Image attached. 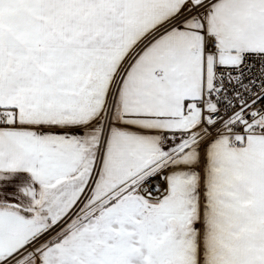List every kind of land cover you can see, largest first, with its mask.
<instances>
[{
  "label": "snow or ice",
  "instance_id": "6c2138e0",
  "mask_svg": "<svg viewBox=\"0 0 264 264\" xmlns=\"http://www.w3.org/2000/svg\"><path fill=\"white\" fill-rule=\"evenodd\" d=\"M0 264H264V0H0Z\"/></svg>",
  "mask_w": 264,
  "mask_h": 264
}]
</instances>
